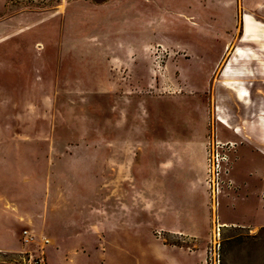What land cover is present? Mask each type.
<instances>
[{"label": "rangeland", "instance_id": "374dc122", "mask_svg": "<svg viewBox=\"0 0 264 264\" xmlns=\"http://www.w3.org/2000/svg\"><path fill=\"white\" fill-rule=\"evenodd\" d=\"M246 13L264 0H0V264H204L214 213L221 264H264V107L219 73Z\"/></svg>", "mask_w": 264, "mask_h": 264}, {"label": "crops", "instance_id": "0c3cea01", "mask_svg": "<svg viewBox=\"0 0 264 264\" xmlns=\"http://www.w3.org/2000/svg\"><path fill=\"white\" fill-rule=\"evenodd\" d=\"M246 15L242 18L240 32L237 34L235 42L230 46V50L223 51L219 73L221 75H231L236 79H232V82L233 80L236 81L235 88H231L234 95L233 99L241 101L248 106L261 105L264 107V19L262 21L254 19L250 14L246 13ZM250 18H252V21ZM248 30H252V33L256 32L255 35L258 37L255 40H247L249 36ZM252 43L261 45L255 48ZM252 79L257 81L258 86L261 87V95L257 94L255 96L251 93L253 84L250 81ZM248 124L257 133H260L259 139L254 141L262 147L260 151L264 153V116L254 118ZM227 226L225 225L222 228Z\"/></svg>", "mask_w": 264, "mask_h": 264}, {"label": "built area", "instance_id": "2783aa9c", "mask_svg": "<svg viewBox=\"0 0 264 264\" xmlns=\"http://www.w3.org/2000/svg\"><path fill=\"white\" fill-rule=\"evenodd\" d=\"M229 141L221 142L217 139H211L206 143V151L205 158L207 161V184L210 187L212 193L219 192V183L218 177L221 172V163L225 160L223 153H221V149L224 145H227ZM218 205V199L215 200L214 206ZM214 228H213V239L208 242L204 249V264H221L220 259V249H221V229L226 224L223 222H219L218 216L214 213ZM213 222V223H214ZM22 242L24 244L30 243L34 240L33 234L29 233L27 230H23L22 233ZM44 243L47 240L43 241ZM21 260L27 264H42L44 261L43 254H34L31 251H24L22 255H20Z\"/></svg>", "mask_w": 264, "mask_h": 264}, {"label": "bare ground", "instance_id": "6f19581e", "mask_svg": "<svg viewBox=\"0 0 264 264\" xmlns=\"http://www.w3.org/2000/svg\"><path fill=\"white\" fill-rule=\"evenodd\" d=\"M249 23V22H248Z\"/></svg>", "mask_w": 264, "mask_h": 264}]
</instances>
